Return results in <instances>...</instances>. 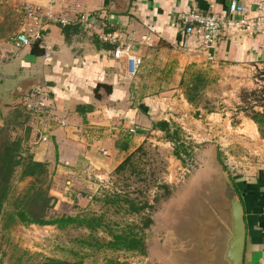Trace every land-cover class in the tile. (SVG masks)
Wrapping results in <instances>:
<instances>
[{"label":"crops","instance_id":"1","mask_svg":"<svg viewBox=\"0 0 264 264\" xmlns=\"http://www.w3.org/2000/svg\"><path fill=\"white\" fill-rule=\"evenodd\" d=\"M26 1L50 11L52 17L46 18L43 40L30 46L18 49L0 37V124L16 105L22 103L26 109L33 94L47 85L49 106L29 120L28 147L35 160L47 163L56 210L91 200L88 192L99 191L104 180L148 140L156 114L179 111L177 104H192L182 80L200 72L211 88L212 77L235 80L264 61V36L226 32L216 45L203 49L196 35L184 32L181 14L227 13L232 0H6L13 16ZM82 13L97 15L104 31L135 44L143 57L136 77L127 76V63L114 57L113 44L78 22L63 26L55 20ZM36 43L42 52L33 51ZM98 84L111 89L102 87L98 95ZM130 128L137 131L129 134ZM252 179L247 181L251 186L240 184L239 194L247 224L244 264H264L263 168Z\"/></svg>","mask_w":264,"mask_h":264},{"label":"rangeland","instance_id":"2","mask_svg":"<svg viewBox=\"0 0 264 264\" xmlns=\"http://www.w3.org/2000/svg\"><path fill=\"white\" fill-rule=\"evenodd\" d=\"M7 5L6 0H0V37L10 39L21 27L22 18L20 8L13 16ZM253 66L248 71H242L235 80L212 77L211 88L207 87L202 92L198 103L177 104L179 111L172 109L167 114L154 116L155 121L169 120L182 127L184 139L192 152L191 156L184 155V162L174 155L175 146L165 132L154 129L152 125L147 134L148 140L135 154L132 163L120 173L114 170L99 191H89L93 194L91 200L65 208V211L51 210V214L56 216L80 213L101 215L105 224L114 230L128 224L142 225L145 216L150 215L153 224L145 231L147 247L144 254L101 247L111 239L106 227L93 234L83 227L59 229L55 225L21 223L6 230L3 225L6 221L1 219L0 264H38L48 257L82 258L84 264H112L111 260L127 261L129 264H179L176 252L167 250L177 247L171 228L178 212L194 191L212 179L211 155L218 152L220 169H224L229 180L241 179L244 185L259 176L262 168L264 170V135L251 118L254 110H264V61ZM16 106L6 115V119L14 118L18 112L13 114V110L21 114L16 122H11L10 134L13 138L26 137L31 128L28 125L31 115L27 116L22 103ZM5 124L3 120L0 126ZM29 141L24 143V148L29 146ZM20 176L21 169L14 180V195L24 192L32 180L21 179ZM49 182L50 176L44 186ZM117 193L137 202L148 201L152 208L136 214L130 213L128 205L122 201L108 203L107 196Z\"/></svg>","mask_w":264,"mask_h":264},{"label":"trees","instance_id":"3","mask_svg":"<svg viewBox=\"0 0 264 264\" xmlns=\"http://www.w3.org/2000/svg\"><path fill=\"white\" fill-rule=\"evenodd\" d=\"M113 46L114 48L116 47L114 44ZM42 50L37 43L34 44V52L40 53ZM207 83V79L200 72H195L188 80H182L185 95L190 103H198L199 97L202 96V92L207 87ZM102 87L111 89L107 84H98L95 88L96 94L99 95L98 91ZM13 111V114L17 112L18 114L14 115V118L9 119L3 116L6 124L5 126H0V220L5 219L6 221L3 224L4 229L9 230L21 223L25 225H55L59 229L83 227L89 229L91 234H93L95 231L106 227L111 239L100 245L101 247L104 246L117 251H131L144 254L147 247L145 231L153 224V218L150 215L145 216L146 218L142 225L128 224L119 230H114L105 224L104 217L101 215L80 213L77 215L63 214L56 216L51 214V210L55 208L57 203V198L50 192L52 187L51 180L44 186L49 176L47 163L35 160L29 147L24 148V143L30 138L31 128L28 130L26 137L13 138L10 134L11 122H16V119L21 115L20 111ZM27 113V116H29V112ZM251 118L258 125L261 134L264 135V110H254ZM153 126L154 129L165 132L167 139L173 142L175 146L174 155L177 158L184 162V155H192L190 146L186 144L187 142L184 139L183 129L178 123L161 119L154 121ZM129 134L131 133L129 132ZM142 148L143 145L130 154L116 168V172L120 173L130 165L135 154ZM25 153L28 154L25 155ZM19 169H21V179L32 178V180L24 192L14 195V180ZM238 180L235 181L233 179L238 193L242 195V189L240 187L242 182ZM106 200L108 203L114 204L119 201L124 202L125 205H128V211L130 213H145V211L152 208V204L148 201L137 202L129 197H121L119 193L115 194V196H107ZM111 262L112 264H129L127 261L121 260H111ZM38 264H84V260L82 258L68 260L48 257Z\"/></svg>","mask_w":264,"mask_h":264},{"label":"built area","instance_id":"4","mask_svg":"<svg viewBox=\"0 0 264 264\" xmlns=\"http://www.w3.org/2000/svg\"><path fill=\"white\" fill-rule=\"evenodd\" d=\"M20 12L22 14L21 29L10 37V42L18 49L43 40L46 18L52 17L50 11H43L42 7L28 1L23 3ZM55 20L63 26L78 21L88 31L97 33L102 41L116 45L113 50L114 57L126 61L127 76L134 78L139 74L143 65V57L138 54L135 44L116 32L104 31L97 15L82 13L73 17L57 16ZM180 22L187 36L196 35L199 38V45L203 49L216 45L226 32L264 36V0H254L252 4L232 0L227 13H202L189 10L180 15ZM33 98V101L26 103V109L31 117L35 118L47 112L51 99V92L47 85L40 86L33 94ZM61 124L66 125L64 120H61ZM136 131L137 128L129 129L131 133ZM103 152L108 153L107 150Z\"/></svg>","mask_w":264,"mask_h":264},{"label":"water","instance_id":"5","mask_svg":"<svg viewBox=\"0 0 264 264\" xmlns=\"http://www.w3.org/2000/svg\"><path fill=\"white\" fill-rule=\"evenodd\" d=\"M212 179L194 191L174 220L172 235L179 264H244L245 208L233 181L220 169L219 153L210 159Z\"/></svg>","mask_w":264,"mask_h":264}]
</instances>
